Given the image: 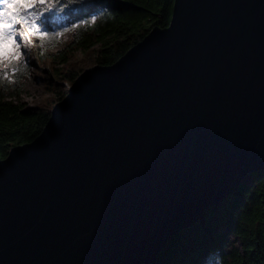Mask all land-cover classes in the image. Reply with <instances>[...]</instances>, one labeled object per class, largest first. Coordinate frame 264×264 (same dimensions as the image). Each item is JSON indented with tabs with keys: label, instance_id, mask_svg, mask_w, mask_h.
<instances>
[{
	"label": "water",
	"instance_id": "95a60500",
	"mask_svg": "<svg viewBox=\"0 0 264 264\" xmlns=\"http://www.w3.org/2000/svg\"><path fill=\"white\" fill-rule=\"evenodd\" d=\"M256 170L264 0H174L0 159V264H150Z\"/></svg>",
	"mask_w": 264,
	"mask_h": 264
},
{
	"label": "trees",
	"instance_id": "16d2710c",
	"mask_svg": "<svg viewBox=\"0 0 264 264\" xmlns=\"http://www.w3.org/2000/svg\"><path fill=\"white\" fill-rule=\"evenodd\" d=\"M63 11L45 13L44 30L59 32L41 40V59L61 66L76 50L93 48L94 65H111L154 27L169 25L174 0H61ZM95 16L93 21L91 17ZM76 24L78 27L73 28ZM67 29V31H65ZM70 38L55 49L63 34ZM83 65H72L56 75L73 82ZM26 64L18 60L7 75L0 71V159L18 145L33 141L50 118L51 110L27 107L17 101ZM238 188L210 205L191 225L177 232L150 264H264V171L256 170ZM236 237L237 240L232 239Z\"/></svg>",
	"mask_w": 264,
	"mask_h": 264
},
{
	"label": "rangeland",
	"instance_id": "374dc122",
	"mask_svg": "<svg viewBox=\"0 0 264 264\" xmlns=\"http://www.w3.org/2000/svg\"><path fill=\"white\" fill-rule=\"evenodd\" d=\"M70 33H65L61 41L55 49H60L68 42ZM36 38L32 37V42L24 48L23 55L19 60H23L26 64V74L21 81V90L15 93V99L24 102L27 107H44L52 110L57 102L62 100L68 93L73 82L56 75V69L61 68L62 71L69 69L72 65H83L81 70L94 66L93 64V48L83 51L76 50L70 55L67 63L59 66L52 62L51 59H41L36 51ZM80 74V73H79ZM245 182L250 181L246 177ZM232 239L237 240L236 237ZM239 245L238 240L236 241Z\"/></svg>",
	"mask_w": 264,
	"mask_h": 264
},
{
	"label": "snow or ice",
	"instance_id": "6c2138e0",
	"mask_svg": "<svg viewBox=\"0 0 264 264\" xmlns=\"http://www.w3.org/2000/svg\"><path fill=\"white\" fill-rule=\"evenodd\" d=\"M65 7L61 0H0V71L4 75L10 67L15 70L22 50L32 42L33 36L43 40L61 34L45 31L42 17L53 10L63 11ZM91 19L94 21L96 17Z\"/></svg>",
	"mask_w": 264,
	"mask_h": 264
}]
</instances>
